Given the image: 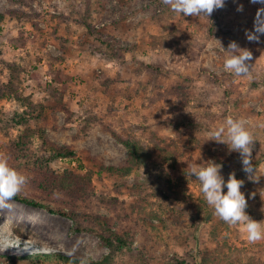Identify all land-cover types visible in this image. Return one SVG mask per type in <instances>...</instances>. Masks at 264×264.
Returning a JSON list of instances; mask_svg holds the SVG:
<instances>
[{"label": "rangeland", "instance_id": "1", "mask_svg": "<svg viewBox=\"0 0 264 264\" xmlns=\"http://www.w3.org/2000/svg\"><path fill=\"white\" fill-rule=\"evenodd\" d=\"M260 8L226 0L207 20L161 0H0V153L27 177L17 196L37 204L0 208V264H195V253L200 264H264V240L221 221L189 175L222 164L264 221V158L254 182L237 152L208 140L243 118L264 152V35H245ZM231 41L252 52L247 76L223 68L219 42ZM130 141L142 161L127 169ZM110 233L121 249L104 244Z\"/></svg>", "mask_w": 264, "mask_h": 264}, {"label": "clouds", "instance_id": "2", "mask_svg": "<svg viewBox=\"0 0 264 264\" xmlns=\"http://www.w3.org/2000/svg\"><path fill=\"white\" fill-rule=\"evenodd\" d=\"M172 12L183 16L204 17L208 20L214 11L225 7L226 0H161ZM253 4L264 5V0H251ZM237 11H243V5H238ZM249 42H259L264 35V8L257 10L253 31H246ZM221 49L227 53L223 62L225 71L235 76H247L250 72L252 52L241 48L237 42L231 41L225 49L219 42ZM225 144L229 151L239 153L243 171L248 179L258 182L261 176L256 175L252 165L254 136L243 118H227L223 123L210 131L209 139ZM222 164L209 160L201 164H193L189 175L199 181L200 191L207 204L213 208L214 214L229 226H242L249 243L264 240V221H256L247 212L248 202L241 191L244 180L237 179L234 172L229 173L225 180ZM27 183V177L9 165L8 157L0 153V208L9 206ZM227 189L224 192V189Z\"/></svg>", "mask_w": 264, "mask_h": 264}, {"label": "trees", "instance_id": "3", "mask_svg": "<svg viewBox=\"0 0 264 264\" xmlns=\"http://www.w3.org/2000/svg\"><path fill=\"white\" fill-rule=\"evenodd\" d=\"M128 151H129V160H128V163H129V168L133 167V166H137L141 163L142 161V154L141 152L139 151V149H137V144L134 142L132 143V141L127 142L125 143ZM258 144L255 143L254 144V149H253V152H252V165L255 167V169H257L258 165L262 162L263 158H264V152L260 151V149L258 148ZM54 153L56 156H58L59 158H75V152L70 149V148H66V147H60V148H56L54 150ZM239 154V153H238ZM259 154V157H257V155ZM257 157L256 160H254V158ZM125 168H123L122 170H124ZM108 171L110 172H116V171H119L118 169L114 168V167H110L107 169ZM121 170V171H122ZM126 171V170H124ZM70 175L69 173H67V175L61 177V178H57L55 181H54V184L59 187L60 189L62 188H69V186H72L71 183L68 184L69 179H70ZM88 180H90V175H88ZM68 184V185H67ZM16 200H19V201H22V202H26L28 204H31V205H37L36 203L32 202V201H29V200H26L20 196H16L14 197ZM66 215V214H65ZM200 226V225H199ZM198 226V227H199ZM197 232L195 233V239L197 238V234H198V229L196 230ZM102 239H103V242L104 244H106L108 247H111L113 249H121L122 246L124 245V243L126 242V239L124 237H122L121 235H118L116 233H110L109 235H102ZM196 256V259H195V264H200V260L198 259L197 257V253L194 254ZM61 261L63 262V264H84L83 262L79 261V260H76L74 258H69V257H64V258H60ZM109 258H106L105 260H103L102 262L100 263H85V264H107L109 262ZM56 261H59V258H57ZM55 260H52L51 261V264H54L56 262Z\"/></svg>", "mask_w": 264, "mask_h": 264}]
</instances>
